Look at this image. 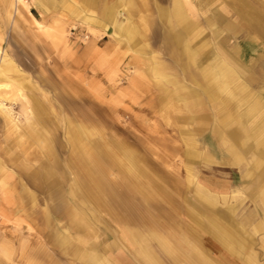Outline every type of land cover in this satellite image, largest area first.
<instances>
[{
    "label": "rangeland",
    "instance_id": "1",
    "mask_svg": "<svg viewBox=\"0 0 264 264\" xmlns=\"http://www.w3.org/2000/svg\"><path fill=\"white\" fill-rule=\"evenodd\" d=\"M259 31L264 0H0V236L20 260L264 257Z\"/></svg>",
    "mask_w": 264,
    "mask_h": 264
},
{
    "label": "crops",
    "instance_id": "2",
    "mask_svg": "<svg viewBox=\"0 0 264 264\" xmlns=\"http://www.w3.org/2000/svg\"><path fill=\"white\" fill-rule=\"evenodd\" d=\"M168 18L167 15H165ZM258 31V30H257ZM260 32V31H259ZM261 34H264L260 32ZM181 37V36H180ZM203 90V89H202ZM205 94L211 95V93L207 90H203ZM251 136L248 135L244 131L236 132L235 134L230 135V152L232 153L233 157L239 158V154L242 153V151H246L250 145L248 142L251 143ZM256 180H257V185L258 187L260 186L259 190H256L254 192H260L262 195H264V171H260L259 174H257ZM218 187L220 186H226L228 187L229 184H232V182L226 181L224 184L223 182H218L216 183ZM223 192V191H221ZM222 195V194H220ZM217 196V194H216ZM212 197L200 190L199 193V199L200 201H204L205 203H211L212 204ZM214 199V198H213ZM196 218V217H195ZM195 218H192L195 219ZM210 219V218H209ZM197 220V219H196ZM198 223V222H197ZM226 225L229 226L230 230H227ZM235 223L233 221H229L227 223L226 221H222L221 219L217 218H211V221L209 220L208 223V229L209 231H212L214 236L217 237L223 244L229 246L230 248H237L236 246H232L236 241H238L237 236L234 234L235 231H233ZM232 230V231H231ZM158 240L160 243H164L165 241L162 240V238L158 237ZM26 241L23 239V237L19 236L16 240L12 238H8L7 234H4L3 236H0V253L3 255H0V264H27L25 258L21 259V254L19 253L20 248L24 249L26 247ZM241 248H245V246H241ZM247 249L250 248V242L246 246ZM256 248V247H253ZM264 248V246H262ZM168 249V248H167ZM169 250V249H168ZM143 254V255H142ZM142 254H137V259L141 264H147L150 262L151 264H159L158 260L152 256L147 254V256L142 253ZM246 255V254H244ZM25 257V256H24ZM230 264H264V257H260L259 254L255 255V253L247 252L246 256L241 255H235V253H231L230 255ZM87 259L93 260L94 257L87 255ZM116 258H114L113 262L114 264H128L127 259H123L122 261Z\"/></svg>",
    "mask_w": 264,
    "mask_h": 264
},
{
    "label": "bare ground",
    "instance_id": "3",
    "mask_svg": "<svg viewBox=\"0 0 264 264\" xmlns=\"http://www.w3.org/2000/svg\"><path fill=\"white\" fill-rule=\"evenodd\" d=\"M110 14V13H109ZM244 14V13H243ZM166 17V16H165ZM252 19V18H251ZM28 107V106H27ZM34 110V109H33ZM29 111V110H28ZM35 112V111H34ZM36 113V112H35ZM35 119V118H34ZM35 121V120H34ZM34 124V123H33ZM31 133H32V131H31ZM35 137H37V136H34V138ZM48 138V137H47ZM36 139V138H35ZM38 140V139H37ZM41 141V140H40ZM36 142H38V141H36ZM40 143V142H39ZM40 146H41V144H40ZM86 155L89 157V159H91L92 160V158H91V156L89 155V153H87V151H86ZM189 221V220H188ZM209 223V222H208Z\"/></svg>",
    "mask_w": 264,
    "mask_h": 264
}]
</instances>
